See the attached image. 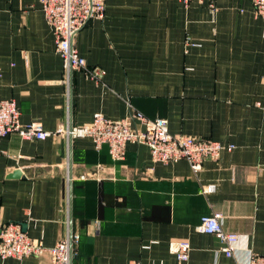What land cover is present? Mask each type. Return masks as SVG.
I'll use <instances>...</instances> for the list:
<instances>
[{
  "label": "crops",
  "instance_id": "1",
  "mask_svg": "<svg viewBox=\"0 0 264 264\" xmlns=\"http://www.w3.org/2000/svg\"><path fill=\"white\" fill-rule=\"evenodd\" d=\"M184 6L175 0H106L101 21L77 34L87 66L63 84L61 58L38 0H0V100L13 99L20 122L47 132L120 120L130 113L165 119L171 135L223 146L217 161L193 171L186 161L154 163L146 146L128 144L120 162L89 138L60 136L0 142V222H18L54 246L79 236L75 264H247L264 257V23L252 0ZM18 172L19 176H12ZM95 177L81 179L86 173ZM208 185L214 190L206 193ZM221 215L238 236L232 257L200 219ZM190 245L180 263L172 243ZM49 257L0 264H48Z\"/></svg>",
  "mask_w": 264,
  "mask_h": 264
},
{
  "label": "built area",
  "instance_id": "2",
  "mask_svg": "<svg viewBox=\"0 0 264 264\" xmlns=\"http://www.w3.org/2000/svg\"><path fill=\"white\" fill-rule=\"evenodd\" d=\"M184 6L192 2H208L215 11L216 0H175ZM40 10L54 37L55 53L61 58L64 81L69 90L70 76L82 72L97 84L102 82L104 71L98 67L90 68L79 56L75 39L79 31L93 20L101 21L105 16L106 0H38ZM255 18L264 23V0H252ZM15 133L23 140L44 141L49 137H63L70 145L80 138L92 140L94 148H108L112 161L124 159L128 144L143 145L149 150L154 163L169 164L186 161L193 171H199L204 161H217L221 153L231 151L232 146H223L210 139L191 138L183 135H171L165 119H148L140 113L132 112L120 120H110L101 114L93 115L91 123L72 126L68 122L53 132L45 131L40 123L22 124L20 112L13 99L0 100V142ZM2 152L0 150V156ZM94 178V173H86L81 179ZM214 190L208 185L206 193ZM197 230L214 235L221 243V252L232 257L238 236L227 233L221 226V215L214 213L200 219ZM79 236L69 233L52 247H46L40 238H30L18 222H0V261L7 259L22 260L29 257H49L48 264H75L74 247ZM170 252L176 260L184 263L188 260L190 245L187 242L172 243ZM247 264H264V257L252 255Z\"/></svg>",
  "mask_w": 264,
  "mask_h": 264
},
{
  "label": "water",
  "instance_id": "3",
  "mask_svg": "<svg viewBox=\"0 0 264 264\" xmlns=\"http://www.w3.org/2000/svg\"><path fill=\"white\" fill-rule=\"evenodd\" d=\"M12 176L18 177V176H19V173L16 172V173H14ZM23 231H24V229H23Z\"/></svg>",
  "mask_w": 264,
  "mask_h": 264
}]
</instances>
